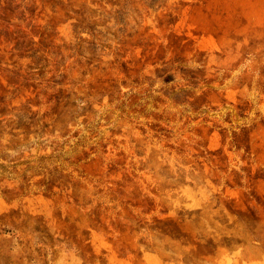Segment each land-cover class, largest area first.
<instances>
[{
    "label": "rangeland",
    "instance_id": "obj_1",
    "mask_svg": "<svg viewBox=\"0 0 264 264\" xmlns=\"http://www.w3.org/2000/svg\"><path fill=\"white\" fill-rule=\"evenodd\" d=\"M0 264H264V0H0Z\"/></svg>",
    "mask_w": 264,
    "mask_h": 264
}]
</instances>
